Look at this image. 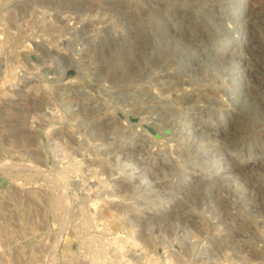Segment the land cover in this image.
I'll list each match as a JSON object with an SVG mask.
<instances>
[{
  "label": "rangeland",
  "instance_id": "obj_1",
  "mask_svg": "<svg viewBox=\"0 0 264 264\" xmlns=\"http://www.w3.org/2000/svg\"><path fill=\"white\" fill-rule=\"evenodd\" d=\"M112 262L264 264V0H0V264Z\"/></svg>",
  "mask_w": 264,
  "mask_h": 264
},
{
  "label": "bare ground",
  "instance_id": "obj_2",
  "mask_svg": "<svg viewBox=\"0 0 264 264\" xmlns=\"http://www.w3.org/2000/svg\"><path fill=\"white\" fill-rule=\"evenodd\" d=\"M54 3H55V2H54ZM48 23H49V22H48ZM50 31H51V30H50ZM56 32H57V31H56ZM8 48H9V47H8ZM52 48H53V47H52ZM19 50H21V49H19ZM23 50H24V49H23ZM58 51H60V50H58ZM28 54H29V53H28ZM3 55H4V54H3ZM16 55H17V54H16ZM14 56H15V55H14ZM12 57H13V56H12ZM9 64H10V63H9ZM25 67H26V66H25ZM7 71H8V70H7ZM36 71H37V70H36ZM9 74H10V73H9ZM7 75H8V74H7ZM250 76H251V75H250ZM9 77H10V76H9ZM8 79H9V78H8ZM5 82H6V81H5ZM6 84H7V83H6ZM10 86H11V85H10ZM128 129H129V128H128ZM145 133H146V132H145ZM120 134H121V133H120ZM119 141H120V140H119ZM177 141H178V140H177ZM122 144H123V143H122ZM79 163H80V161H79ZM79 163H78V164H79ZM7 165H9V164H7ZM81 165H82V164H81ZM68 166H69V165H68ZM34 167H35V166H34ZM75 168H76V167H75ZM79 169H80V167H79ZM70 170H71V169H70ZM38 171H39V170H38ZM45 173H46V172H45ZM62 173H63V171H62ZM65 175H66V174H65ZM59 176H60V175H59ZM68 176H69V175H68ZM65 178H66V177H65ZM59 182H61V181H59ZM57 187H58V186H57ZM36 190H37V189H36ZM96 190H97V189H96ZM104 198H105V197H104ZM92 203H93V202H92ZM87 204H88V203H87ZM93 205H96V204L93 203V204H92V207H93ZM83 206H84V205H83ZM100 209H101V208H100ZM110 209H111V208H110ZM110 211H111V210H110ZM85 212H86V211H85ZM111 212H114V211H111ZM95 214H96V213H95ZM105 214H106V213H105ZM89 215H90V214H89ZM81 216H82V215H81ZM91 216H93V214H91ZM113 216H114V215H113ZM120 216H121V215H120ZM123 216H124V215H123ZM84 217H85V215H84ZM84 217H83V218H84ZM87 217H89V216H87V214H86V218H87ZM104 217H105V216H104ZM64 218H65V217H64ZM94 218H95V217H94ZM91 219H92V218H91ZM111 219H112V218H111ZM89 220H90V219H89ZM95 220H96V219H95ZM97 220H99V219H97ZM119 220H120V218H119ZM82 221H83V220H82ZM91 221H92V220H91ZM107 221H108V220H107ZM107 221H106V222H107ZM79 222H80V221H79ZM84 222H85V221H84ZM86 222H87V221H86ZM95 222H96V221H95ZM106 222H105V223H106ZM117 222H118V221H117ZM117 222H116V223H117ZM91 223H92V222H91ZM108 223H109V222H108ZM108 223H107V224H108ZM112 223L114 224V222H112ZM95 224H96V223H95ZM117 224H118V223H117ZM119 225H120V224H119ZM124 226H125V225H124ZM110 227H111V226H110ZM120 227H121V226H120ZM77 228H78V227H77ZM113 228H115V227H113ZM117 228H118V227H117ZM80 229H81V228H80ZM87 229H88V228H87ZM95 229H96V228H95ZM118 229H120V228H118ZM126 229H127V227H126ZM129 229H130V228H129ZM76 230H77V229H76ZM84 230H85V229H84ZM90 231H91V230H90ZM106 231H107V230H106ZM108 231H109V230H108ZM123 231H124V230H123ZM78 232H79V231H78ZM112 232H113V231H112ZM130 232H131V231H130ZM88 233H89V232H88ZM132 233H133V232H132ZM89 234H90V233H89ZM114 234H116V233H114ZM128 234H129V233H128ZM84 235H85V234H84ZM94 235H95V234H94ZM118 235H119V233H118ZM78 236H79V235H78ZM80 236H81V235H80ZM92 236H93V235L91 234V237H92ZM110 236H111V235H110ZM75 237H76V236H75ZM84 237H85V236H84ZM84 237H83V238H84ZM95 237H96V236H95ZM116 237H117V236H116ZM73 238H74V237H73ZM73 238H72V239H73ZM77 238H78V237H77ZM79 238H80V237H79ZM96 238H97V237H96ZM96 238H94V239H96ZM98 238H99V237H98ZM117 238H118V237H117ZM121 238H122V237H121ZM92 239H93V238H92ZM118 239H119V238H118ZM81 240H83V239H81ZM84 240H86V239H84ZM86 241L88 242V240H86ZM94 241H95V240H94ZM100 242H101V241H100ZM108 242H109V240H108ZM120 242H121V241H120ZM138 242H139V241H138ZM154 242H155V241H154ZM81 243H82V242H81ZM84 243H85V242H84ZM103 243H104V242H103ZM123 243H125V241H124ZM43 244H44V243H43ZM110 244H111V243H110ZM120 244H121V243H120ZM85 245H86V244H85ZM113 245H114V244H113ZM91 246H92V245H91ZM129 246H130V245H129ZM119 247H120V245H119ZM121 247H123V246H121ZM84 248H85V247H84ZM140 248H141V247H140ZM70 249H71V248H70ZM90 249H91V248H90ZM117 249H118V247H117ZM119 249H120V248H119ZM123 249H124V247H123ZM123 249H122V250H123ZM85 250H86V249H85ZM95 250H96V249H95ZM100 250H101V249H100ZM111 250H112V249H111ZM126 250H127V249H125V251H126ZM150 250H151V249H150ZM134 251H135V250H134ZM153 251H154V250H153ZM105 252H106V251H105ZM121 252L126 253V252H124V251H121ZM128 252H130L129 249H128ZM128 252H127V253H128ZM249 252H250V251H249ZM84 253H85V252H84ZM134 253H135V252H134ZM139 253H140V252H139ZM147 253H148V252H147ZM147 253H146V254H147ZM92 254H93V253H92ZM115 254H116V253H115ZM128 254H129V253H128ZM137 254H138V253H137ZM150 254H151V253H150ZM122 255H123V254H122ZM155 255H157V254L155 253ZM94 256H96V255H94ZM120 256H121V255H120ZM157 256H158V255H157ZM150 257H151V256H150ZM154 257H156V256H154ZM85 258H86V257H85ZM91 258H93V257H91ZM148 258H149V257H148ZM152 258H153V257H152ZM156 258H157V257H156ZM164 258H165V257H164ZM89 259H90V258H89ZM130 259H131V258H130ZM139 259H140V258H139ZM109 260H110V259H109ZM133 260H134V259H133ZM137 260H138V259H137ZM137 260H136V261H137ZM119 261H120V259H119ZM130 261H132V259H131ZM144 261H145V260H144ZM162 261H163V260H162ZM162 261H161V262H162ZM94 262H95V261H94ZM107 262H108V261H107ZM139 262H140V261H139ZM146 262H147V261H146ZM159 262H160V260H159ZM164 262H165V261H164ZM164 262H163V263H164ZM96 263H97V262H96ZM112 264H113V262H112ZM114 264H115V263H114ZM116 264H117V263H116ZM143 264H144V263H143ZM154 264H155V262H154Z\"/></svg>",
  "mask_w": 264,
  "mask_h": 264
}]
</instances>
